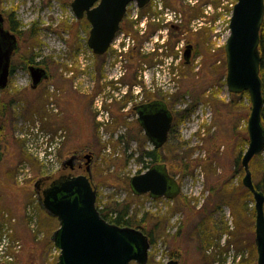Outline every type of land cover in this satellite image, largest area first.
<instances>
[{"label": "rangeland", "instance_id": "374dc122", "mask_svg": "<svg viewBox=\"0 0 264 264\" xmlns=\"http://www.w3.org/2000/svg\"><path fill=\"white\" fill-rule=\"evenodd\" d=\"M71 1L0 0V12L3 16L9 11L15 12L23 31L33 23L37 27L35 38L24 36L20 40L11 59L14 73L8 79V90L0 94L6 95V101L14 98L5 116L0 140V230L5 222L15 219L11 238L21 244L12 264H56L58 258L50 240L58 221L39 207L34 189L37 178L51 173V168H46L51 165L44 167L38 156L41 151H28L26 138L21 136L31 131L33 120L41 125L40 131L33 133L38 140L43 135L49 136V142L55 137L62 138L56 141L53 165L60 166L74 151L91 153L97 208L105 211L127 207L128 214L137 221L146 215L141 223L150 239L146 264H165L176 256L180 264H256L254 200L242 185L244 172L236 163L247 148L242 140L248 139L250 101L247 93H229L225 83L224 43L236 0H192L193 4L188 0H171L164 4L182 12L185 29L189 22L203 17L204 24L197 28L196 35L200 39L202 33L207 39L200 47L201 58L196 57L186 67L182 64L172 67L176 71V76H171V81H175L174 90L166 91L168 96L178 97L171 107L175 133L160 148L159 154L161 163L167 165L178 181L181 192L173 200L160 201H152L147 195L135 196L129 188L130 177L144 171L143 162L135 159L137 151L152 149L144 133L134 128L135 115L122 114L118 119L114 111L120 110L121 103L106 105L113 113L105 125L97 128L90 97L95 94L94 88L83 95L71 87L69 81H73L82 64L87 67L86 60L88 66L94 67L108 64L113 55L110 53L98 60L91 56L83 41L86 29L74 17ZM203 4L207 13L195 14ZM124 19L121 26L126 34L129 10ZM180 37V33L169 36L166 56L172 55L175 59L177 52L173 46ZM205 46L211 53L207 63ZM33 53H38L36 61L44 60L48 79L31 89L27 69L22 66L23 60ZM125 65L128 73L124 81L132 80L134 74L129 72V62ZM71 70L75 71L70 74L74 76L68 78ZM49 85L60 93L58 113L47 107ZM104 88L101 84V92ZM192 105L193 112L180 120L179 112ZM99 121L105 122L104 117ZM133 153V158H129ZM25 165L30 169V177L19 183L17 173ZM263 166L264 150L249 163L253 183L261 179ZM53 175L56 177V173ZM28 207L35 213L41 238L29 228Z\"/></svg>", "mask_w": 264, "mask_h": 264}, {"label": "water", "instance_id": "95a60500", "mask_svg": "<svg viewBox=\"0 0 264 264\" xmlns=\"http://www.w3.org/2000/svg\"><path fill=\"white\" fill-rule=\"evenodd\" d=\"M149 0H72L70 7L76 19L85 18L90 25L87 45L96 56L103 55L109 47L130 2L143 8ZM264 18V0H236L229 21V36L224 44L226 76L229 93L246 92L250 101L246 131L247 148L240 164L244 172L242 185L254 200V244L256 264H264V194L252 181L249 163L264 149V126L261 121L263 107L259 30ZM0 13V89L8 82L9 67L17 45L16 36L3 27ZM8 39V40H7ZM190 45L184 51V62L190 61ZM31 88L47 79V71L38 66L27 68ZM137 121L154 149L162 147L168 138L172 114L165 105L158 110H148L146 105L136 107ZM73 157L68 160H72ZM1 160V154H0ZM66 160V161H68ZM63 161V164L66 163ZM38 180L34 184L36 190ZM174 185L166 165L155 164L144 172L130 177L129 188L135 196L148 195L151 199H173L179 187L169 193ZM40 208L56 218L58 228L50 236L59 249L56 264H146L150 242L141 230L107 222L96 208V191L91 180V168L86 174L67 178H54L38 195ZM165 264H179L169 259Z\"/></svg>", "mask_w": 264, "mask_h": 264}, {"label": "flooded vegetation", "instance_id": "af4514ba", "mask_svg": "<svg viewBox=\"0 0 264 264\" xmlns=\"http://www.w3.org/2000/svg\"><path fill=\"white\" fill-rule=\"evenodd\" d=\"M168 1L171 0H161V4L164 5L165 3L167 4ZM165 6V5H164ZM187 5H184L186 7ZM206 4H203L201 6V13H204V7ZM166 7V6H165ZM129 32L126 34L129 35V72H133L134 76L132 80H127L125 83L129 86V90L125 93V95L116 101H113L109 105L112 107L113 104L115 103H121V108L120 110H115L114 113H118L122 116L127 115V114H134L135 119H133V126L134 128H137V130L140 128L141 132H143L142 128L140 127L138 121H137V110L136 107H139L141 105H146L148 110H158L162 105H165L167 109L171 112L172 114V124L171 128L173 126V123L175 121L174 114L170 107L166 104V101L164 99L169 98L165 91L162 88V84L160 79L157 77V71L160 66V63L162 61V54H160L157 50L153 51L152 53L145 52L144 51V45L146 43H149V41L153 42V38L157 37V39L163 35V33H166L168 35L167 40L169 39V36L176 33L181 35V37L176 41L174 46L179 43L180 41L183 42V47H182V60L184 59V51L186 49L187 45H190L192 47L191 49V56H190V61L187 64V66L192 64V61H194L197 58H201V54L193 56V46L188 43V38L186 36H191L194 35V33L197 32V29H193L191 25L189 24L188 27L185 29L184 26L186 22L183 20V14L180 10L169 7L171 9H174L176 11H179L181 13L182 18L180 19L179 23H167L163 18L162 14L160 11H158L157 8L154 7V0H149L148 3L140 9L136 3H130L129 4ZM127 8V11H128ZM134 10L137 11V14L134 16ZM126 15L128 17V12H126ZM4 21H3V27L5 30L10 32L8 30V24H7V19L6 16H3ZM85 20V19H83ZM86 21V20H85ZM189 22V21H188ZM176 28V32H173L172 29ZM201 28V27H200ZM167 29V30H165ZM203 29V28H202ZM88 30H89V24H88ZM208 31H212V29H207ZM11 34H14L10 32ZM16 36V35H15ZM116 38V37H115ZM8 40V39H7ZM83 41L86 43V36ZM16 42H18V38L16 36ZM154 42H157L154 41ZM160 43L156 44V47H159ZM173 46V48H174ZM17 47V45H16ZM16 47L13 51L12 58L16 53ZM112 53L113 54V49H111L108 54ZM104 55L106 58L107 55ZM11 58V59H12ZM101 59V57H100ZM142 59V60H141ZM149 59V60H148ZM141 60V61H140ZM31 65V64H30ZM34 66H41L45 68L43 64H32ZM106 63H102L99 65L94 66V91L95 93L93 96L91 95L90 97L92 98V109L94 108V117L96 121V111H95V99L96 96L101 93V78H102V68ZM144 68L146 69L144 78H143V73H144ZM46 69V68H45ZM47 70V69H46ZM12 71L11 75L14 73V69H12V65L10 62V68H9V73ZM48 72V71H47ZM69 78V77H68ZM48 79V78H47ZM45 81V80H43ZM71 84V87L75 92H78L80 94L85 95V93H82L80 91H76V89L73 87V81H69ZM124 84L123 82H121ZM39 85V84H38ZM37 85V87H38ZM50 86V85H49ZM29 87L31 88V79H30V84ZM36 87V88H37ZM32 89V88H31ZM58 90V89H57ZM93 91V90H92ZM91 91V92H92ZM90 92V93H91ZM99 92V93H97ZM92 93V94H93ZM54 95V94H53ZM48 94L47 96V104L49 103V100L52 99V102L54 106L56 107L55 113H58V107H57V98L59 97L60 93L55 94L54 96ZM88 95V94H87ZM132 122V120H129V123ZM96 125H98L97 122H95ZM170 128V130H171ZM168 132V138L167 141L170 137ZM146 137V136H145ZM147 141L149 144L152 145V143L149 141V139L146 137ZM153 146V145H152ZM73 157L72 160L66 161V163L63 164V162L60 164L59 170L56 173V177L52 176H42L37 178L38 183L36 186V191L37 194L40 195L41 192L50 184V182L54 178H67V177H72V176H78L82 174H86V167L87 164L90 165V168L92 167V156L91 153H85V152H73L71 153L68 158ZM161 162H156L150 165L155 164H160ZM163 164V163H161ZM167 168V167H166ZM167 171L169 175L172 177L174 185L170 184V189L169 193H173L176 187H179V193H180V185L176 178L169 172L168 168ZM92 180V178H91ZM178 263L180 264L179 258H175Z\"/></svg>", "mask_w": 264, "mask_h": 264}, {"label": "built area", "instance_id": "2783aa9c", "mask_svg": "<svg viewBox=\"0 0 264 264\" xmlns=\"http://www.w3.org/2000/svg\"><path fill=\"white\" fill-rule=\"evenodd\" d=\"M190 4L195 3L192 2V0H188ZM154 7L158 9V11L161 12L162 18L167 23H179L180 19L182 18L181 13L179 11H176L174 9H171L169 7H165L161 4V0H154ZM210 9V7H207ZM207 13V11H204ZM134 16L137 14V11L134 10ZM191 27L193 29H197L201 27L204 24V18H198L195 20H192ZM167 30V29H165ZM168 35L166 33H163L162 36H160L158 39L157 37L153 38V42L149 41V43H146L144 45V51L152 53L153 51L157 50L160 54H162V61L160 63V66L157 71V77L160 79L162 88L167 93L166 90H170L172 92L173 84H175V81H171V76L175 77L176 71L172 69L173 66L176 64H181L182 60V47L183 42L180 41L174 46V49L176 50L177 54L175 56V59L172 55L166 56L165 50L167 48L166 41H167ZM157 42H154L156 41ZM160 43L159 47H156V44ZM112 49H113V55L111 57V60L108 64H106L103 68V75L101 78V81L106 80V82L103 83L105 86L104 90L99 93L96 96L95 99V111H96V120L98 122V126L101 127L104 123L108 122L109 117V111L106 108V105L112 103L113 101L121 99L125 93L129 90V86L127 84H122L120 82V79L126 74V63L127 60L125 58V54L129 50V35L124 34L123 32L119 33L116 38L114 39L112 43ZM91 53V52H90ZM92 56V55H91ZM84 67V64L78 69L77 74H74L75 71L71 70L68 71V77H73V87L77 90H79L82 93H90L93 90L95 81H94V67L93 64ZM146 69L144 68L143 78L145 75ZM166 76L168 78L166 79ZM145 79V78H144ZM52 91V89H51ZM49 108H51L53 111H55L54 104L52 102V99L49 103ZM100 117H104L105 122L101 123ZM33 125H31L30 129L31 131L26 134H22V137L26 138V148L31 153L34 151H41V154H38V156L41 158L44 167L51 165L49 167H46L47 169L51 168L49 171L53 172L57 169L58 165H53V154L55 151L56 146L58 143L56 141H60L62 138L55 137L54 139H51L49 142V136L43 135L40 140H38L34 136V132L38 133L40 130V123L39 121L35 120L33 121ZM105 125V124H104ZM26 126V125H25ZM25 128V127H24ZM48 153V154H46ZM27 176H29V167L25 165L24 168L20 169L17 173V181L21 182L23 181ZM27 214L28 217H30L29 228L32 233L35 234L37 238L42 237V233L38 230V226L36 223V216L33 211L28 207L27 208ZM15 219H10L9 222H5L2 225V228L0 230V264H8L15 260L16 255L20 252L21 244L19 241H14L11 238L12 235V228L11 223H13ZM55 249V248H54ZM57 251V249H55ZM58 254V251H57Z\"/></svg>", "mask_w": 264, "mask_h": 264}, {"label": "trees", "instance_id": "16d2710c", "mask_svg": "<svg viewBox=\"0 0 264 264\" xmlns=\"http://www.w3.org/2000/svg\"><path fill=\"white\" fill-rule=\"evenodd\" d=\"M198 13H201V9L199 7L197 8V11L195 12V14H198ZM5 16L7 19L8 30L17 36L18 44H19L20 40L23 39L24 36H28L29 38H35L36 37L37 27H36L35 23L32 24V27L30 29H28L27 31H23L22 30V23L17 19L15 12L9 11V12L5 13ZM188 21L189 20L187 19V22ZM77 22H79L81 25H83V27H85L86 31L88 30V23L85 20H78ZM68 26H69V28H73V27H70V25H68ZM122 26H121V29H122ZM204 30L207 31V29H204ZM71 31H73V30L71 29ZM172 31L176 32L177 30H176V28H173ZM202 32H204V31H202ZM201 34H200V39L197 38L196 33L194 35H191L188 37V43L193 46V56L201 54V48L200 47H203V44H204L205 40L207 39L205 36H203ZM74 35H75V33H74ZM18 46H17L16 50L18 49ZM258 51H259V55H260V65L259 66H260V78L262 81V96H263V107H262V112H261V121H262V124L264 126V18H263V21H262V24H261L260 30H259ZM210 54L211 53L208 49V46L207 47L205 46L204 47L205 63H207L210 60ZM36 56H38V53L37 54L33 53V55H31L27 59L22 58V59H24L23 61L25 63V64H23L22 67L24 69H27V66L30 64H43L45 66V68L47 69V66H46L44 60L39 59L36 61V58H37ZM12 69H14L13 66H12ZM11 73H12V71H10L9 74H11ZM8 87L9 86H6L4 89L0 90V94L2 92H7ZM243 94L246 95V93H243ZM177 99H178V97L174 96V97H171V99H164V100L166 101V104L171 109V107H173L175 105ZM13 101H14L13 97H12V99H8L6 101V95L3 97L0 96V140H1L2 132L4 130L3 123H4L5 116L9 110V104H11ZM193 110H194L193 105L191 107H187V108L183 109L182 111L179 112V116H180L179 119L180 120L185 119L188 114L193 112ZM115 115L118 117V119H121L120 114L115 113ZM174 129L175 128L172 126L169 135H172L173 133H175ZM138 130L141 132L140 128ZM143 137H144V139H146L145 135ZM121 139H122V137H121ZM246 143H247V139L245 137V139L242 140V144H246ZM159 151H160V149H153V148L150 150H147V151H145L143 149H139L137 151V153H139V154L135 159L139 162H143V166H144V170H145V169L149 168L151 164L156 163V162H161V156L159 154ZM133 156H134V153L129 155V158H131V157L133 158ZM236 163L238 166L241 165L240 164V157H238V159L236 160ZM140 172H138V173H140ZM261 174H262L261 179L257 183H254V186L258 191H262L264 194V166H263V171ZM97 209H98L101 217L104 218L107 222L114 223V224L121 226V227L122 226H129V227H132L135 229H139L145 235H147V237L149 238V236H148L149 233L141 225V223H143L145 221L146 215H143L137 221V220L133 219L128 214V208L127 207H123L122 209H113V210L107 209L105 211L102 208L101 209L97 208ZM149 241H150V239H149Z\"/></svg>", "mask_w": 264, "mask_h": 264}, {"label": "bare ground", "instance_id": "6f19581e", "mask_svg": "<svg viewBox=\"0 0 264 264\" xmlns=\"http://www.w3.org/2000/svg\"><path fill=\"white\" fill-rule=\"evenodd\" d=\"M31 119H32V117H31ZM43 120V119H42Z\"/></svg>", "mask_w": 264, "mask_h": 264}]
</instances>
